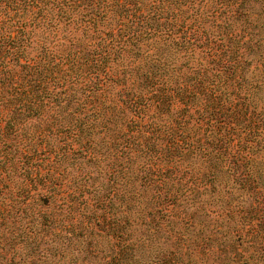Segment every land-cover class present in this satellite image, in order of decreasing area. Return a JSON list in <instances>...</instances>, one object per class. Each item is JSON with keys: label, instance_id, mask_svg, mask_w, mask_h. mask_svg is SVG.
Segmentation results:
<instances>
[{"label": "trees", "instance_id": "16d2710c", "mask_svg": "<svg viewBox=\"0 0 264 264\" xmlns=\"http://www.w3.org/2000/svg\"><path fill=\"white\" fill-rule=\"evenodd\" d=\"M0 113V264H264V0H0Z\"/></svg>", "mask_w": 264, "mask_h": 264}, {"label": "rangeland", "instance_id": "374dc122", "mask_svg": "<svg viewBox=\"0 0 264 264\" xmlns=\"http://www.w3.org/2000/svg\"><path fill=\"white\" fill-rule=\"evenodd\" d=\"M238 192H234V195H238ZM16 199L13 175L7 174L5 171L3 157L0 154V261H2V256L5 258L14 256V259L17 260L19 252H21L19 249L22 248L21 238L17 236L16 230L12 232L20 220Z\"/></svg>", "mask_w": 264, "mask_h": 264}]
</instances>
